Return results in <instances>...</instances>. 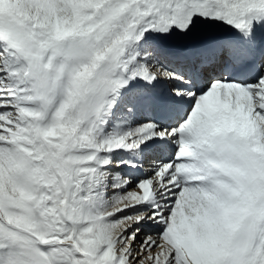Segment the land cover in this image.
Here are the masks:
<instances>
[{
    "label": "snow or ice",
    "instance_id": "6c2138e0",
    "mask_svg": "<svg viewBox=\"0 0 264 264\" xmlns=\"http://www.w3.org/2000/svg\"><path fill=\"white\" fill-rule=\"evenodd\" d=\"M0 264H264V0H0Z\"/></svg>",
    "mask_w": 264,
    "mask_h": 264
}]
</instances>
